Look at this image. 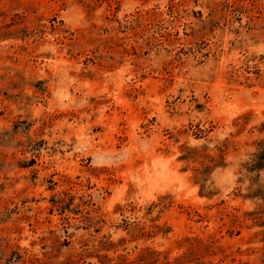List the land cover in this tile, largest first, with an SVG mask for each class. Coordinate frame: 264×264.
I'll return each instance as SVG.
<instances>
[{"label": "rangeland", "instance_id": "1", "mask_svg": "<svg viewBox=\"0 0 264 264\" xmlns=\"http://www.w3.org/2000/svg\"><path fill=\"white\" fill-rule=\"evenodd\" d=\"M0 264H264V0H0Z\"/></svg>", "mask_w": 264, "mask_h": 264}]
</instances>
